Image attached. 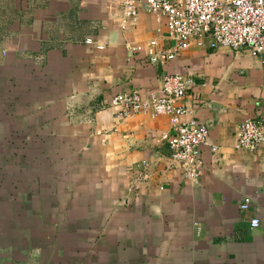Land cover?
I'll use <instances>...</instances> for the list:
<instances>
[{"label": "crops", "instance_id": "obj_1", "mask_svg": "<svg viewBox=\"0 0 264 264\" xmlns=\"http://www.w3.org/2000/svg\"><path fill=\"white\" fill-rule=\"evenodd\" d=\"M121 17L114 0H22L6 12L0 141L38 148L0 151V264H264V147L236 149L241 124L264 119L260 57L192 47L162 66L194 80L182 120L209 130L189 183L169 166L168 117L120 121L110 106L160 89L136 48L174 44L146 8L125 29Z\"/></svg>", "mask_w": 264, "mask_h": 264}, {"label": "built area", "instance_id": "obj_2", "mask_svg": "<svg viewBox=\"0 0 264 264\" xmlns=\"http://www.w3.org/2000/svg\"><path fill=\"white\" fill-rule=\"evenodd\" d=\"M114 1L121 6L124 29L138 21L141 8L155 15L157 21L165 20L168 38L174 43L171 48L161 47L156 40L145 49L136 48L138 52L146 51L153 67L174 61L192 47L247 49L255 57H260L264 65V0ZM87 44L92 45V40ZM194 85L191 77L170 74L163 77L159 91L150 93L147 98L144 99L137 91L120 94L111 100L110 106L120 121L139 114L168 117L171 131L162 138L172 151L169 166L181 170L189 183L198 184L204 167L202 148L208 143L209 130L197 120H182L190 115L182 102ZM236 137L237 150L254 152L264 147V119H246ZM212 151L217 153L219 148L213 147ZM250 206L251 199L245 198L241 210L248 211ZM250 227L259 228V219H252Z\"/></svg>", "mask_w": 264, "mask_h": 264}, {"label": "rangeland", "instance_id": "obj_3", "mask_svg": "<svg viewBox=\"0 0 264 264\" xmlns=\"http://www.w3.org/2000/svg\"><path fill=\"white\" fill-rule=\"evenodd\" d=\"M22 0H0V13H4L3 15H0V26L5 27L6 26V21L4 20V17L6 16V12L9 13L16 8V6L21 5ZM21 14H13L12 18L10 19H15L17 20ZM8 47L0 46V50H4ZM1 54V53H0ZM6 82L3 78H0V87H5ZM0 102H7L6 95L2 94L0 95ZM5 111L0 108V112ZM2 113V112H1ZM4 113V112H3ZM2 130V126L0 129V132H4ZM38 148V143L36 142H27V141H0V151H7L9 152V155L14 158L15 156H20L21 153H26L29 151H33V149Z\"/></svg>", "mask_w": 264, "mask_h": 264}, {"label": "water", "instance_id": "obj_4", "mask_svg": "<svg viewBox=\"0 0 264 264\" xmlns=\"http://www.w3.org/2000/svg\"><path fill=\"white\" fill-rule=\"evenodd\" d=\"M157 69H158V74L162 77V80H163V67H162V65L158 64Z\"/></svg>", "mask_w": 264, "mask_h": 264}]
</instances>
